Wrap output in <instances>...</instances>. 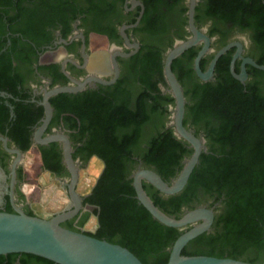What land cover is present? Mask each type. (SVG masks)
<instances>
[{"label":"flooded vegetation","instance_id":"flooded-vegetation-1","mask_svg":"<svg viewBox=\"0 0 264 264\" xmlns=\"http://www.w3.org/2000/svg\"><path fill=\"white\" fill-rule=\"evenodd\" d=\"M196 1L195 26L211 41L210 51L200 62L203 72L208 70L218 51L234 42L242 44L243 58H250L258 64L264 63V0ZM238 1L243 3L246 10L237 14L245 22L235 24L228 18L220 17L229 16L232 11L230 3ZM191 2L192 0H0V137L7 140V148L0 140V211L7 212L9 207L14 211L10 196L12 169L20 158L15 171V203L27 214L36 215L30 210L28 201L22 197L26 177L25 157L33 150L39 157L42 170L60 180L68 190L70 172L65 164L63 144H40L36 140V132L45 118L42 104L45 93L57 87L77 86L76 82H85L90 77L112 81L116 76L114 55L132 53L129 57L115 56L119 68L115 83L104 85L93 81L80 92L58 94L49 99L53 116L43 138L58 133L65 134L71 142L72 156L79 172L91 159L103 163L96 184L98 183L107 165L98 155L97 150L101 146L92 142L94 116L91 117L88 113L91 104L106 99L113 105L125 103L128 108L135 110L136 99L142 90L137 77L142 73L145 59L157 53L162 59L164 70L167 52L178 41H185L192 36L189 25ZM124 27L129 44L122 34ZM135 45L139 48L136 49ZM203 46L204 42H201L176 59L177 71L174 74L178 81V74L185 77L187 72L192 71V78L186 76L190 89L194 88L195 83L216 86L227 74H231L245 88L258 84L264 95V83L256 72L258 69L252 65H246L248 77L245 82L233 76L231 65L238 47L231 48L221 56L211 80L200 79L195 70V60ZM193 52L196 53L195 57ZM242 64L243 59L239 58L234 68L237 74L241 73ZM150 75L153 82L157 80L154 73ZM164 80L165 83L158 84L161 95L173 97L165 74ZM180 84L185 94L187 86H183L182 82ZM193 103L189 104L187 101L189 105ZM174 106L175 104L163 103V107L155 114L147 108L148 119L142 125L139 138L132 144L133 151L137 154L123 164L125 180L132 181L133 187L136 172L143 169L154 170L144 162L141 155L149 149L151 139L159 133L171 132L184 143V147L193 150L189 143L176 135L173 124ZM75 112L84 114L83 122L77 120ZM188 112L186 107L184 125L204 141L206 149L203 153H208L209 142L189 124ZM201 123L206 124L208 130L216 127L215 119H206ZM133 128L134 126L120 127L117 135L131 132ZM27 145L30 148L25 150ZM182 157V163L185 164L188 157ZM46 164L50 166L49 170L45 168ZM150 185L143 182V186ZM95 186L88 195L82 196V210L76 217L64 222L65 227L69 228V223H72L71 228L84 231L80 224L87 214L93 213L94 208L86 203V199L93 194ZM134 198L138 200L137 195ZM202 207L214 212V223L210 231L206 232L214 234V224L219 214L217 209L222 207L221 202L215 205L200 204L195 209ZM188 211L191 210L183 207V215ZM96 217L99 223V216ZM99 226L100 224L98 228ZM34 256L4 255L0 258V264H48Z\"/></svg>","mask_w":264,"mask_h":264},{"label":"trees","instance_id":"trees-1","mask_svg":"<svg viewBox=\"0 0 264 264\" xmlns=\"http://www.w3.org/2000/svg\"><path fill=\"white\" fill-rule=\"evenodd\" d=\"M229 7L232 9L230 15L220 17L235 24L246 21L237 14L246 10L241 1L230 3ZM193 55L195 57L196 53ZM177 61L172 65L174 73ZM256 72L264 83V71ZM151 73L157 79L154 82ZM191 73L187 72L186 76L192 78ZM186 76L178 74L185 87ZM137 78L142 90L136 99L135 110L125 103L113 105L106 99L89 108V116H94L92 142L101 146L98 155L107 168L93 194L86 199V203L94 207L93 214L99 216L100 226L95 233H85L129 249L143 264H167L170 249L189 228L180 230L165 226L139 205L134 198L136 192L132 181L125 180L123 164L137 154L132 144L139 138L142 125L148 119L147 108L155 114L163 103L174 105L175 100L170 95H161L158 84L165 80L163 62L157 53L145 59L142 73ZM185 96H190L194 102L186 107L195 123L215 119L216 127L208 133L209 151L202 153L199 165L181 193L167 196L151 185L144 188L158 208L178 219L183 216V207L193 210L206 203L204 198L214 199L212 205L221 202L214 224L216 232L192 240L184 248V256L231 258L260 264L264 261V95L261 88L258 84L245 88L227 74L216 86L195 83L193 89L186 90ZM75 115L83 122L84 114L75 112ZM130 126H134L131 132L117 135L120 127ZM29 148L27 145L25 150ZM192 153L193 150L184 147L171 132H166L151 139L149 149L141 158L171 183L184 167L182 156L189 158ZM45 168L50 166L46 164ZM7 212H13L11 207ZM89 216H85L80 227ZM70 226L69 229L75 230Z\"/></svg>","mask_w":264,"mask_h":264},{"label":"water","instance_id":"water-1","mask_svg":"<svg viewBox=\"0 0 264 264\" xmlns=\"http://www.w3.org/2000/svg\"><path fill=\"white\" fill-rule=\"evenodd\" d=\"M196 0H192L189 11V25L192 36L185 41H178L170 49L164 60V74L170 87V93L175 100L173 107V124L178 138L186 141L193 148L192 155L186 160L183 169L171 182H166L156 171L151 169L139 170L134 175V188L137 199L153 216V218L165 226L184 230V232L170 249V259L167 264H257L243 260L231 258H217L210 256H184V248L194 239L209 232L214 223V212L211 209L202 207L185 213L181 218L167 215L158 208L146 193L143 182L146 181L162 194L171 196L181 193L187 186L192 173L200 163V158L206 149L204 141L198 138L192 131L184 125L187 100L184 90L173 72L172 64L174 60L184 54L187 50L204 42L202 50L195 60V70L200 79L211 80L214 76L215 67L218 60L228 50L238 47L231 65L233 76L241 82H245L248 74L246 65L250 64L258 70L264 71V65L256 63L250 58H243V46L239 42H234L222 48L214 56L208 70L203 72L200 67L202 58L210 51V38L198 30L195 26ZM136 26V25H133ZM131 26V27H133ZM122 29L123 37L129 44L128 37ZM138 49L139 46L135 45ZM129 57L131 54L116 53L113 57L116 68V76L112 81H105L99 77H90L85 82H76L77 86H63L47 91L44 95L43 106L45 108V118L42 125L36 132V140L40 144H50L61 142L65 164L70 172L67 194L70 200L69 205L61 212L54 214L51 218H43L37 215L27 214L21 207L16 205L14 196L15 171L20 158L14 163L12 169V189L10 192L13 205V212L0 211V256L9 254H31L55 264H143L142 261L129 249L100 240L86 234L84 231H75L63 226V223L76 217L83 208V197L77 192L80 180V172L72 156V145L69 138L62 133L50 135L43 138L53 116V109L50 104V97L63 93H77L86 88L90 82H97L110 85L116 82L119 76L118 64L115 56ZM243 59L241 73L234 70L236 61ZM7 148V140L0 137ZM98 219V217H97ZM260 264H264V261Z\"/></svg>","mask_w":264,"mask_h":264},{"label":"rangeland","instance_id":"rangeland-1","mask_svg":"<svg viewBox=\"0 0 264 264\" xmlns=\"http://www.w3.org/2000/svg\"><path fill=\"white\" fill-rule=\"evenodd\" d=\"M186 88L190 90L189 84ZM189 97L187 101L191 104L193 102ZM188 121L209 142V130L206 128V124L195 123V119L190 112H188ZM24 163L26 165V177L22 187L24 193L22 195L28 201L30 210L43 218H51L54 214L63 211L69 205L70 200L62 182L42 170L39 157L34 150L26 154ZM102 169L103 163L97 159H91L87 162L84 169L80 171V180L77 186V192L81 196L88 195L92 191ZM204 200V202L210 204L214 202L212 198H204ZM98 225L96 215L91 212L82 228L84 232L95 233Z\"/></svg>","mask_w":264,"mask_h":264}]
</instances>
